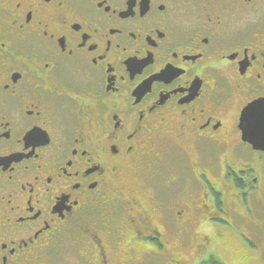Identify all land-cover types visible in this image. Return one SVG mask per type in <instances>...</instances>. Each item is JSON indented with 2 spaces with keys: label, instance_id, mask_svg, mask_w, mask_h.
Listing matches in <instances>:
<instances>
[{
  "label": "flooded vegetation",
  "instance_id": "1",
  "mask_svg": "<svg viewBox=\"0 0 264 264\" xmlns=\"http://www.w3.org/2000/svg\"><path fill=\"white\" fill-rule=\"evenodd\" d=\"M260 99L264 0H0V264H261Z\"/></svg>",
  "mask_w": 264,
  "mask_h": 264
},
{
  "label": "rangeland",
  "instance_id": "2",
  "mask_svg": "<svg viewBox=\"0 0 264 264\" xmlns=\"http://www.w3.org/2000/svg\"><path fill=\"white\" fill-rule=\"evenodd\" d=\"M188 178H191L188 174H187ZM159 194H165L164 190H161L159 192ZM218 224H215V229L217 231H215V229H212V231H210L209 237L210 240L212 242V244H209V251L215 253V250H217L218 255L217 258L220 260V262L224 263V264H231L232 259L236 258V254L233 251V248L231 244V240L233 241L232 238V234H233V230L230 229L231 225L229 224V222H220L217 221ZM207 227V225H206ZM208 227H211V225H208ZM224 229H226V234H224L223 240L227 243H220V245L216 246V243L214 242H218L217 237L220 235V231L223 232ZM243 231L244 228H242ZM194 236L191 239L190 245H185L184 248L185 249H181V250H177L178 247L176 246L178 244V242L176 240H171L169 246H172L173 249H176L175 253L177 252V256L174 257V259L178 260H172L169 257H159L157 258L156 264H199L201 262V260L204 259V257L202 258L201 255H199V243L201 240L200 235L198 234H193ZM218 235V236H217ZM248 242V241H247ZM214 243V244H213ZM158 247V246H157ZM160 251L163 253L164 250L160 249ZM208 251V252H209ZM155 257V256H153ZM180 257V258H178ZM159 260V261H158ZM251 264H254L253 262Z\"/></svg>",
  "mask_w": 264,
  "mask_h": 264
},
{
  "label": "water",
  "instance_id": "3",
  "mask_svg": "<svg viewBox=\"0 0 264 264\" xmlns=\"http://www.w3.org/2000/svg\"><path fill=\"white\" fill-rule=\"evenodd\" d=\"M254 111L257 119L254 123L240 118V128L242 130V138L248 141L254 149L264 150V122L260 119V114L264 112V99L256 100L250 103L242 111L241 117L245 112Z\"/></svg>",
  "mask_w": 264,
  "mask_h": 264
},
{
  "label": "snow or ice",
  "instance_id": "4",
  "mask_svg": "<svg viewBox=\"0 0 264 264\" xmlns=\"http://www.w3.org/2000/svg\"><path fill=\"white\" fill-rule=\"evenodd\" d=\"M241 118L252 124L257 119V116L254 111H249L245 112ZM260 119L262 122H264V112L260 114ZM258 259L259 258L255 255H250L247 252L239 251L236 258L232 259L231 264H251L252 261H257ZM261 264H264V261H261Z\"/></svg>",
  "mask_w": 264,
  "mask_h": 264
},
{
  "label": "trees",
  "instance_id": "5",
  "mask_svg": "<svg viewBox=\"0 0 264 264\" xmlns=\"http://www.w3.org/2000/svg\"><path fill=\"white\" fill-rule=\"evenodd\" d=\"M199 250H201V249H199ZM200 264H220V263H218L215 259L211 258V259H209L207 261L200 262Z\"/></svg>",
  "mask_w": 264,
  "mask_h": 264
}]
</instances>
